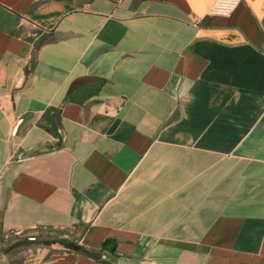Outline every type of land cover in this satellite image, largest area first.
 I'll return each mask as SVG.
<instances>
[{
	"label": "crops",
	"instance_id": "obj_1",
	"mask_svg": "<svg viewBox=\"0 0 264 264\" xmlns=\"http://www.w3.org/2000/svg\"><path fill=\"white\" fill-rule=\"evenodd\" d=\"M216 1L0 0V264H264V0Z\"/></svg>",
	"mask_w": 264,
	"mask_h": 264
},
{
	"label": "rangeland",
	"instance_id": "obj_2",
	"mask_svg": "<svg viewBox=\"0 0 264 264\" xmlns=\"http://www.w3.org/2000/svg\"><path fill=\"white\" fill-rule=\"evenodd\" d=\"M28 234H30L28 232ZM25 238L21 239V241L17 242L19 246H17V257L22 259H27L28 261H34L36 258H41L44 255H38L37 250H49L53 246L51 242L53 241V237H44L38 235H24ZM36 237V238H35ZM27 238V239H26ZM31 238H35V241H30ZM76 238H72L74 241Z\"/></svg>",
	"mask_w": 264,
	"mask_h": 264
},
{
	"label": "built area",
	"instance_id": "obj_3",
	"mask_svg": "<svg viewBox=\"0 0 264 264\" xmlns=\"http://www.w3.org/2000/svg\"><path fill=\"white\" fill-rule=\"evenodd\" d=\"M242 0H217L211 8L210 14L213 16L229 18L241 4ZM27 24L34 28H40V25L30 19H24ZM64 238V237H63ZM67 238V237H65Z\"/></svg>",
	"mask_w": 264,
	"mask_h": 264
},
{
	"label": "trees",
	"instance_id": "obj_4",
	"mask_svg": "<svg viewBox=\"0 0 264 264\" xmlns=\"http://www.w3.org/2000/svg\"><path fill=\"white\" fill-rule=\"evenodd\" d=\"M50 237H52V236H50ZM52 240L53 241L51 242V244H53L55 241H65L68 244V247L75 248L77 252L82 251V250L84 251V249H81V246H79L78 244H75L74 242H67L66 240H58V238H53ZM14 247H15V245L11 246V249H13ZM96 259L103 262V263L110 264L108 261L103 260L102 257H96Z\"/></svg>",
	"mask_w": 264,
	"mask_h": 264
},
{
	"label": "water",
	"instance_id": "obj_5",
	"mask_svg": "<svg viewBox=\"0 0 264 264\" xmlns=\"http://www.w3.org/2000/svg\"><path fill=\"white\" fill-rule=\"evenodd\" d=\"M60 247H64V246H60ZM67 248V247H66Z\"/></svg>",
	"mask_w": 264,
	"mask_h": 264
}]
</instances>
